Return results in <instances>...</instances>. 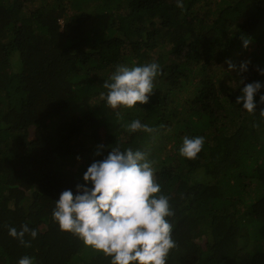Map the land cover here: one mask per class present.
Here are the masks:
<instances>
[{
	"label": "trees",
	"instance_id": "16d2710c",
	"mask_svg": "<svg viewBox=\"0 0 264 264\" xmlns=\"http://www.w3.org/2000/svg\"><path fill=\"white\" fill-rule=\"evenodd\" d=\"M182 2L0 0V264H111L52 211L115 146L148 153L170 197L166 264H264V88L254 114L236 104L241 79L264 83V0H217L191 20L200 0ZM241 37L259 45L255 61L221 72L243 61ZM151 62L149 102L110 108L103 84L117 66ZM136 119L156 131L128 132ZM185 136L205 138L194 160L179 154ZM21 225L37 231L31 247L9 235Z\"/></svg>",
	"mask_w": 264,
	"mask_h": 264
},
{
	"label": "clouds",
	"instance_id": "9594fccd",
	"mask_svg": "<svg viewBox=\"0 0 264 264\" xmlns=\"http://www.w3.org/2000/svg\"><path fill=\"white\" fill-rule=\"evenodd\" d=\"M177 7L184 8L182 0H177ZM241 39L243 47L247 48L251 40ZM225 63L229 71L238 70L242 74L248 71L251 61H242L239 66L230 59ZM257 70L264 75V69ZM160 74L161 68L156 62L131 68L118 65L110 80L103 84L108 90L105 96L107 105L112 109L120 106L131 109L137 103L147 104L154 92V80ZM240 83L244 86L236 104L242 103L243 109L254 114L257 108L255 97L264 88V83H244L243 79ZM259 103L264 104V95H260ZM260 112L264 115V110ZM126 129L130 133L156 131L139 119L131 121ZM204 143L203 136H185L179 154L194 160ZM98 147L103 148L102 145ZM95 154L99 156L101 152ZM155 172L148 153L112 147L103 159L90 164L83 175L85 184H78L75 194L71 189L60 194L52 219L61 231L72 233L86 246L110 257L111 264L136 261L139 264H166L170 250L177 246L172 237L174 225L166 219L174 212L170 197L161 193ZM89 183L91 187L86 186ZM26 233L32 239L37 236V231L27 225H21L19 232L15 227L9 228L10 236L19 239L23 246L31 247L24 239ZM18 264H34V259L23 256Z\"/></svg>",
	"mask_w": 264,
	"mask_h": 264
},
{
	"label": "rangeland",
	"instance_id": "374dc122",
	"mask_svg": "<svg viewBox=\"0 0 264 264\" xmlns=\"http://www.w3.org/2000/svg\"><path fill=\"white\" fill-rule=\"evenodd\" d=\"M215 1L217 2V0H214V1L213 0H200L198 8L196 10H194V11H199V13L198 14H190L189 12H187L186 14H188V16H189L188 18L191 20L193 17H195V16H197L199 14L201 16L202 13H205V9L207 10L208 8L213 10L217 6ZM36 5H37V3H36ZM183 10H187L186 3H184ZM211 19H212V16L210 17L209 20L211 21ZM262 45H264V43ZM258 46L259 45H256V46L250 45L249 47H247V52H246V55L243 58V61L250 60L251 62H254L255 61V57L253 56V53H254V51H256ZM14 60H18V58L16 57ZM261 65L264 66V64H261ZM227 68H228V66L225 65V64L219 65V69H220L221 72H223V70H226ZM254 68H256V66H254ZM228 71H229V69H228ZM237 71L238 70L229 71V72H232V73L236 74ZM239 74H241V73H239ZM184 97H182V98L184 99V101H186V98L187 97H191V96L185 92ZM221 146L223 147L222 144H220L218 147H221Z\"/></svg>",
	"mask_w": 264,
	"mask_h": 264
}]
</instances>
